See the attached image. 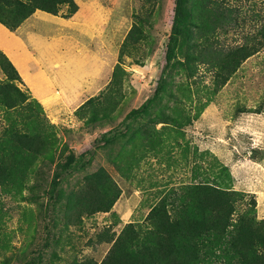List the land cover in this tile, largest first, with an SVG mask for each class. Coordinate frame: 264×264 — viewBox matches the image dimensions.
<instances>
[{
    "label": "rangeland",
    "instance_id": "rangeland-1",
    "mask_svg": "<svg viewBox=\"0 0 264 264\" xmlns=\"http://www.w3.org/2000/svg\"><path fill=\"white\" fill-rule=\"evenodd\" d=\"M228 2L241 9L240 16L244 19L239 18L237 27H227L226 31L217 33L219 43L225 47L242 43L245 33L250 34L256 29L255 22H264V0ZM79 4L89 10L84 12L88 19L82 28V35L87 37L83 38L87 40L85 43L66 36L57 20L52 19V14L44 12L49 14L47 18L42 11L28 19L19 30L56 85H65L69 98L60 99L52 108L41 103L47 119L57 128L62 155L53 163L38 166L24 189V197L14 198L0 187V243L7 242L9 247L0 249V262L100 264L123 226L144 220L149 203L163 194L158 193L159 189L192 181L194 159H191V151L195 149L197 152L208 151L207 157L197 160L201 164L200 170L210 167L211 155L228 166L233 188L245 192V199L254 196L256 217L264 221V48L245 59L198 119L184 126L190 144L186 161L180 159V150L176 146L170 153L175 162L170 161L165 151L162 154L148 152L133 168V176L119 170L110 160L120 141L96 149L91 163L82 168L57 169L59 165L67 164L71 154L76 156L75 165L78 166L82 161L79 155L93 148L94 139L100 138L109 128H121L119 124L125 114L152 96L165 65L174 10V0H81ZM66 11L67 6H61L57 16H63ZM252 11L259 14L257 21L252 17ZM133 24L143 30L144 38L122 45L120 49ZM96 52L105 57L102 66L96 60ZM175 59L179 62L176 67H185L184 57L177 55ZM116 63L120 68L119 82L110 95L115 104L110 116L87 121L79 119L74 114L75 109L106 86ZM174 68L176 83L187 81L192 92L197 86L203 91L212 83V72L206 71L203 65L198 66L196 75L188 77ZM0 80H5L1 69ZM16 84L23 92H29L23 82ZM195 96L194 104L197 102ZM53 98L56 100L55 95ZM202 100H205L204 96ZM172 102L174 96H166L161 101L168 105ZM160 108V104H154L150 117L146 118L149 124L156 120L157 129L166 124L156 116ZM189 108L191 113L195 112L193 107ZM2 124L0 119V128ZM56 172L58 175L52 179ZM105 175L118 186L119 196L108 211L81 214V222L74 224L72 205L67 203L69 195L73 196L89 183L98 184ZM201 180H204L202 175L194 181ZM58 189H63L64 193L53 203L50 195L55 196ZM244 204L237 203V213L243 211Z\"/></svg>",
    "mask_w": 264,
    "mask_h": 264
},
{
    "label": "trees",
    "instance_id": "trees-1",
    "mask_svg": "<svg viewBox=\"0 0 264 264\" xmlns=\"http://www.w3.org/2000/svg\"><path fill=\"white\" fill-rule=\"evenodd\" d=\"M63 5L67 6L63 17L71 16L78 8L74 0H0V23L15 31L35 10L56 15ZM240 12L241 9L231 6L228 0H174L165 65L152 96L125 114L119 124L121 128H109L100 138L94 139L93 148L79 155L82 161L78 166L75 165L76 156L71 154L67 164L57 169L82 168L91 163L96 149L120 141L110 160L124 173L133 174V168L148 152L162 154L165 151L172 162L170 153L174 146L180 150V159L186 161L190 144L184 126L198 119L245 59L264 48V22H255L256 29L250 34L246 32L242 43L231 47L219 43L217 33L227 27H237L239 18L244 19ZM258 16L252 11L256 21ZM141 38H144L143 30L133 24L120 49ZM177 55L184 57V68L176 67ZM199 65L213 75L212 83L203 91L197 86L192 92L184 80L176 83L177 72H173V67L188 77L196 75ZM0 69L5 75V80H0V119L3 123L0 128V187L12 197L22 198L38 166L53 163L63 151L56 126L47 119L42 104L28 90L25 93L18 87L16 82L21 83V77L1 49ZM119 69L116 63L106 86L75 109L74 114L79 119L87 121L110 116L115 107L110 95L118 85ZM166 96H174L171 105L161 103ZM154 104H160L156 116L166 123L159 129L155 127L156 120H151L150 124L146 122ZM189 107L195 112L191 113ZM207 155L208 151H191V159H194L192 181L159 189L158 193L163 194L149 203L144 220L123 226L100 264H264V221L256 217L254 196L245 199V192L233 188L228 166L215 155L210 156V167L200 170L197 160ZM170 161L169 166L172 165ZM200 175L204 180L194 181ZM111 179L105 175L98 184L89 183L73 196L69 195L67 203L72 205L74 224L81 222V214L111 208L120 194ZM56 183L60 187V183ZM63 193V189H58L55 196L50 195L53 203ZM241 202L245 203L244 209L237 213V203ZM6 248H9L7 242L0 243V249Z\"/></svg>",
    "mask_w": 264,
    "mask_h": 264
},
{
    "label": "crops",
    "instance_id": "crops-1",
    "mask_svg": "<svg viewBox=\"0 0 264 264\" xmlns=\"http://www.w3.org/2000/svg\"><path fill=\"white\" fill-rule=\"evenodd\" d=\"M74 1L78 8L71 16L63 17L62 15L57 16V14H52V19L57 20L58 25L63 28L66 36L70 38H78L85 43L87 40H84L83 38L87 37L82 35V28L84 29V23L87 22L88 19L84 12L87 13L89 10L87 11L86 8L84 9L80 6L79 3L81 0ZM39 11L42 10H35V12L25 19L15 31H12L11 34V30L0 23V49L12 61L21 77V81L29 89L32 97L36 98L46 108H52L60 99L69 98L66 94L67 89L64 84L56 85L50 73H48L41 62L35 58L32 50L28 48L27 41L23 39L19 33L21 26L36 13H40ZM44 12L45 11H42L41 13ZM46 13H44V15H49ZM44 20L48 21V19L45 18ZM89 54L90 52L87 53V55ZM104 58L105 57H103L102 53L96 52V60L98 62L100 61L101 63ZM19 63L22 64V66H20ZM102 65L103 63H101V66ZM54 95L56 100L53 98Z\"/></svg>",
    "mask_w": 264,
    "mask_h": 264
}]
</instances>
